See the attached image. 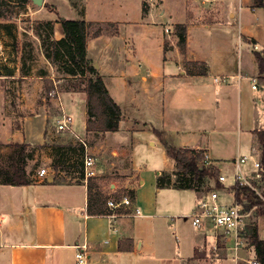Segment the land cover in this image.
Segmentation results:
<instances>
[{"label": "crops", "instance_id": "obj_1", "mask_svg": "<svg viewBox=\"0 0 264 264\" xmlns=\"http://www.w3.org/2000/svg\"><path fill=\"white\" fill-rule=\"evenodd\" d=\"M47 1L43 0V5ZM195 1L204 5L206 11L191 19L186 0L70 3L76 10L71 20L112 23L117 29L115 33L104 32L89 38L87 56L98 66L109 94L121 108L119 130L87 131V96L82 93H76L72 103L76 109L78 99H82L84 106L69 113L74 120V132L89 142L90 151L97 158L98 177L90 181L105 179L99 184L106 199L114 190L134 191L142 216L127 211L90 212L88 189L82 180L65 177L66 182L57 181L64 171L54 168L61 156L59 148L44 143L46 118L26 119L21 133L14 136L36 144L34 160L49 166L47 169L58 177L49 172L44 181L28 186L0 182V264H76V247L85 240L90 247V264H208L214 256L210 225L196 230L194 237L184 238L181 245L179 235L175 234L179 245L173 252L166 248L172 249L167 241L171 237L168 229L174 230V225L167 218L160 221L163 217L158 213L160 189L156 181L163 172L174 173L176 163L168 157L155 131L165 133L173 147L204 151L206 163L219 172L227 162L235 172L236 159L254 150L259 152L257 132L264 126L258 123L244 131L242 111L244 108L248 113L252 107L256 111L255 92L264 93L262 85L253 89L259 82L255 54L264 51V10L254 7V0ZM64 19L60 18L54 26L57 39L64 35ZM179 24L187 26L185 53L175 35ZM0 72V80L34 79L37 87L46 79L53 80L48 75L17 77L15 68L12 74ZM217 77L229 80L216 82ZM235 113L236 117L231 118ZM141 141L151 151L161 150L163 166L156 167L154 173L139 165ZM247 165L246 169V165L241 166L243 173L252 172L251 165ZM232 192L235 197L233 188ZM196 194L198 200L204 196ZM82 224L87 229L82 230ZM246 238L249 242L247 235ZM252 247L250 253L242 251L246 256L241 252L242 260L237 264L257 258ZM160 249L164 251L160 253ZM199 253L204 254L203 259L198 257ZM225 254L228 260L222 262L219 258L216 264H235Z\"/></svg>", "mask_w": 264, "mask_h": 264}, {"label": "rangeland", "instance_id": "obj_2", "mask_svg": "<svg viewBox=\"0 0 264 264\" xmlns=\"http://www.w3.org/2000/svg\"><path fill=\"white\" fill-rule=\"evenodd\" d=\"M72 1L78 2L79 0H48L46 5L41 6L30 1L24 5L12 3L3 5L0 8V12L3 14V17L0 18V70H3L6 74H12V70L15 68L18 69L17 77L20 75L34 74L48 75L53 79L51 83H47L46 86L43 82L40 87L34 84V79L23 80L15 78L0 80V87L2 88L0 92V170L11 169L13 161L17 159V154L20 152V150L14 146L17 143L28 144L27 155L29 157L26 170L30 177L37 175L41 168H49V166L34 160L38 149L36 144L27 142L26 139L22 140L21 136H19V138L14 136L18 132L21 133L25 120L32 117L42 116L46 118L45 144L69 149L71 147L76 149L80 147L73 134L60 131L56 126L60 111L56 104L55 91L56 89L59 91L65 106H67L68 113H73L74 110H76V112L80 111L84 106V101L78 99L76 103L77 107L76 109L74 108L72 102L75 94L82 93L84 96L86 94L84 92L74 91L80 87V80L72 77L66 72L67 69L72 68L64 66L65 58L63 56L60 55L55 63L52 62V58H54L55 55V50L52 46L54 43L53 41L60 40L55 36L54 26L60 18L71 20V18L75 16L76 10H74L70 4ZM186 3L188 7L186 11L188 12L189 19H191L192 16H200L202 12L206 11L205 6L195 0H186ZM48 23H52L53 27H49ZM116 30L117 29L114 27L104 28V32L107 33H115ZM262 52L263 50L260 53ZM48 54L50 58H47ZM257 87L261 88V83L258 82ZM255 93L257 96L256 111L253 110V107L249 109L250 111H248V113L244 108L242 111V129L244 131L249 126H255L258 123L264 126V93H262L261 90ZM235 117L236 113L232 114L231 118L234 119ZM260 130H264V128ZM66 151L67 152H63L62 150L58 151L61 156L56 163V166L64 171V176L60 178L56 172H53L52 169H48L51 174L58 177V182H66L67 178L80 177L81 174L79 152L77 150L70 151L68 149H66ZM262 151L263 147L260 144V156H262ZM137 159L140 167L150 173H154L156 167L162 168L163 166L161 150H149L144 141L140 142ZM244 168H248V165L244 166ZM234 173L233 166L227 162L224 170L220 172V175H224L229 179L227 182L222 183L224 188H215V180H210L208 183L209 191L203 192L204 196L217 190L222 204L231 205L236 202V198L232 192V188L235 186L232 181ZM246 174L248 178L251 179L252 186L257 190V193L264 196V170L262 169L259 172L260 176L256 174L252 175V172ZM34 179L33 182L35 181ZM175 179L176 178L173 177V180ZM104 180L105 179L102 178L99 181L103 182ZM99 181H94L92 183L93 188L96 189V192H92L93 195L102 193ZM195 192L194 190L162 188L157 193L158 213L163 217L160 221L164 222V219L167 218V220L174 225V230L171 228L170 230L168 229V233H170L171 237L168 238L167 242L173 245L172 249L166 246V248L172 252L174 247L179 245L175 238V234L180 237V245L185 240L184 238H192L197 234L196 230L198 229L192 226L191 218H189V215L197 208V203L199 201L197 199V192ZM241 201L246 209L249 203L248 199L242 196ZM249 211L250 216L245 222V236L247 235V227H253L257 229L259 237L264 238V208L262 206H256ZM162 224L163 223H161V232L163 234L164 229ZM85 227L86 228H84L83 224L81 225L82 230L87 229V226ZM163 235H161L162 239ZM248 244L249 246L252 245L250 239ZM161 250L163 249H160V253ZM242 251L248 252V250L245 249ZM242 253L244 254V252ZM244 255L246 256V254ZM198 257L203 259L204 254L199 253ZM218 258H220L222 262L228 260L225 252L222 251L218 252ZM243 263L244 262H241V264Z\"/></svg>", "mask_w": 264, "mask_h": 264}, {"label": "trees", "instance_id": "obj_3", "mask_svg": "<svg viewBox=\"0 0 264 264\" xmlns=\"http://www.w3.org/2000/svg\"><path fill=\"white\" fill-rule=\"evenodd\" d=\"M31 0H0V8L6 4L15 3L17 5H24ZM254 7L264 10V0H254ZM144 13L147 9L144 5ZM3 14L0 12V18ZM63 37L60 40L53 41L52 46L55 50L52 62L55 63L61 55L65 58L64 66L72 69H67L66 72L72 77L80 80V87L74 91L84 92L87 96V114L88 119L86 122L87 131L91 132H117L122 117L120 106L113 100L109 94L103 77L99 73L95 64L88 59L87 48L89 38L98 37L104 33V28L113 27L114 24H94L87 23L84 20H62ZM49 27H53L52 23H48ZM175 35L178 39V45L182 51H186V37L187 26L186 24H179L175 27ZM256 59L259 65V82L264 87V51L263 53L256 52ZM50 58V55H47ZM51 80H45V86ZM258 139L263 147L261 164L264 170V130H259ZM160 141L164 145L167 155L176 163V171L174 173L163 172L157 176V188H173L179 190H194L197 193L209 191L208 183L210 180H215V188L222 189L223 185L219 182L220 172L215 166H207L205 161V152L193 148H177L169 144L166 139L165 133L155 131ZM16 148L20 150L17 154V159L13 161L11 169H1L0 178L1 184L9 186H28L33 183L30 175L27 173V146L28 144H15ZM80 146V145H79ZM77 150L80 157L81 174L78 177L82 180V164L81 155L83 149L79 148H64L60 147L59 150L67 152ZM54 168L58 167L56 164ZM173 177L176 179L173 180ZM88 195L90 208L89 211L95 214H109L110 211L106 209V197L102 193L93 195V184L89 181ZM236 202L241 203V197L248 199L246 210H250L256 206L264 208L263 199L250 187H241L235 185ZM211 190V189H210ZM132 199H135L134 191L129 192ZM96 196V197H95ZM264 198V196H263ZM108 210V211H107ZM247 236L251 240V244L255 247L256 256L261 264H264V239L258 235L256 228L247 227Z\"/></svg>", "mask_w": 264, "mask_h": 264}, {"label": "built area", "instance_id": "obj_4", "mask_svg": "<svg viewBox=\"0 0 264 264\" xmlns=\"http://www.w3.org/2000/svg\"><path fill=\"white\" fill-rule=\"evenodd\" d=\"M202 3H207L210 0H200ZM153 4L151 3V6ZM229 77H217L216 82H228ZM257 84L253 85V89H257ZM55 100L59 108L60 114L56 121V126L60 131H65L73 134L78 141L79 145L83 149L81 155L82 164V182L86 188H88L89 181L98 177L97 170V158L90 151L89 142L78 136L73 129L74 120L72 116L67 112L63 99L59 91H55ZM205 161L207 158L205 155ZM208 165V163H206ZM250 164L252 168V175H259L262 170L261 156L259 152L254 150L252 154L243 156L234 161L236 168L232 181L234 185H240L241 187H250L257 193L251 183V179L248 178L246 173L241 170L242 165ZM209 166V165H208ZM49 176L47 168H41L35 176V181H44ZM229 179L224 175H219V182L224 183ZM231 180V179H230ZM129 190L126 192L115 191L107 196L106 205L111 214L117 212H128L135 216H142V210L136 206L135 199H132ZM258 194V193H257ZM264 201L261 194H258ZM250 216V211L246 210L244 205L238 202H234L231 205L222 204L220 201V195L217 190L210 192L207 196H203L197 203V208L190 215L192 226L195 229H203L210 225L213 229L214 243L211 247L214 256L210 257L208 264H216L219 261L218 252L223 250L229 255L230 261L237 264L241 257V251L246 249L248 252L253 251V247L248 244V239L245 236L246 220ZM76 264H90V247L87 240L83 244L76 247ZM247 264H261L256 257L246 259Z\"/></svg>", "mask_w": 264, "mask_h": 264}, {"label": "water", "instance_id": "obj_5", "mask_svg": "<svg viewBox=\"0 0 264 264\" xmlns=\"http://www.w3.org/2000/svg\"><path fill=\"white\" fill-rule=\"evenodd\" d=\"M34 4H36V5H39V6H41V5H43V0H31ZM96 66V68L98 67L97 65H95Z\"/></svg>", "mask_w": 264, "mask_h": 264}]
</instances>
